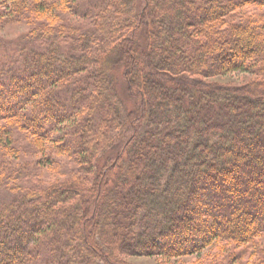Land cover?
I'll return each mask as SVG.
<instances>
[{
  "label": "trees",
  "instance_id": "obj_1",
  "mask_svg": "<svg viewBox=\"0 0 264 264\" xmlns=\"http://www.w3.org/2000/svg\"><path fill=\"white\" fill-rule=\"evenodd\" d=\"M4 3L48 23L28 36L43 43L2 69L0 178H32L11 169L18 130L35 137L33 154L62 143L95 186L25 181L0 207V264L51 263L37 259L42 251L61 264L179 259L230 245L264 264V80L246 89L209 81L251 71L264 79V27L234 24L236 10L264 0H64L90 30H56L42 0ZM57 39L66 46L49 45ZM118 70L130 112L117 100Z\"/></svg>",
  "mask_w": 264,
  "mask_h": 264
},
{
  "label": "rangeland",
  "instance_id": "obj_2",
  "mask_svg": "<svg viewBox=\"0 0 264 264\" xmlns=\"http://www.w3.org/2000/svg\"><path fill=\"white\" fill-rule=\"evenodd\" d=\"M24 1L26 2V4H30L32 2V0ZM42 1H45L47 5L52 6L53 10H55L56 15L58 16V19L53 18L51 20V22H60L56 30L69 27V25L74 26L77 29L83 27V29L90 30L92 28L90 20L88 21L81 18H75L69 11H67L68 7L63 3L64 0ZM16 7L17 6L14 7L12 3L5 4L4 0H0V76L4 74V70L2 69H8L10 65H15L13 64V61L15 62L23 58L21 53L22 49H30L31 47L33 49L34 47L38 46L35 45L38 44L37 42L43 43V41L39 40L35 41V43L31 41V38H28V36L29 33L35 31V27L37 25H46L48 23L45 17H41L40 15L34 17V15L31 16L29 12H25L23 14L19 13V15L13 14L18 11L20 12V10L23 9L21 8L17 10ZM234 16L236 20L234 24L244 23L245 21L252 22L254 20H258L260 27H264V8H258L256 6H249L246 9L241 8L234 12ZM58 42H62L60 47L66 46V43H64L62 39L54 40L49 45L53 47V43ZM2 79H6V77H3ZM114 79L118 95L117 100L118 103L121 104L120 108L123 109L124 112H130L132 109L134 110L135 104L132 100L129 99L128 95H125L123 72L118 70L115 73ZM263 80V77L256 75L255 71H251L249 73L235 72L209 79L210 82L222 86H236L242 87L243 89H246L249 86L251 87V84L255 81L261 82ZM23 87H25V85ZM26 87L32 89L36 86L35 84H32V86L27 85ZM12 89H17L16 91L20 90L15 87H12ZM1 126H3L2 123H0V128H2ZM15 132L20 135L19 141L16 140L17 148H14V153L11 154L12 157H10L9 159L10 164L13 165L11 169L17 170L18 174L22 171V173H33V175H31L32 178H30L29 181L26 179H21V182H16L15 180L14 183L12 182L11 184H5L0 178V207L6 204L9 205L16 195L18 196L19 194H24L23 189H33L38 187L45 188L56 183L62 186L66 184L68 185V189H71V187L69 186H75L74 188L72 187L73 191L80 192L82 186H89L90 189L95 186L92 184V179L86 180L89 178V175L83 171L84 167L77 164L75 159L68 158L70 156L66 155L67 153L65 149L62 151L58 149L56 144L62 143L56 142L55 144L54 142L50 147L48 146L52 150L46 152L44 155L36 153L33 154L30 142L35 141V137L26 133L25 131L12 130V134H14ZM56 136H58V134L54 135V137ZM13 145H15V143ZM23 148L27 151L24 152ZM36 158L37 160L40 158L42 160H40L39 163H36ZM25 181L27 182V184L24 183ZM24 184L28 186V188H25ZM84 195L85 194L83 193V196ZM203 209L204 208H196L195 211L197 212V215L199 213L204 214ZM258 243L259 249H263L264 239H260L256 244ZM237 250L238 249H235L234 245L227 246L226 249H222L219 246H212L206 249L205 252L201 253L199 257L185 256L179 259H168L160 256H154L150 258L118 255L116 264H247V262L249 264H255L256 260L254 261V259H252V261H250L251 259L249 258L250 260L248 261L247 255H245L244 257H239ZM44 253L45 251L39 252L37 259L41 260L42 262H47V260L50 259L51 263L46 264H61V262H59L58 256L53 259V255L44 256ZM94 261L98 264H104L107 263L108 257H97L96 259H94Z\"/></svg>",
  "mask_w": 264,
  "mask_h": 264
}]
</instances>
